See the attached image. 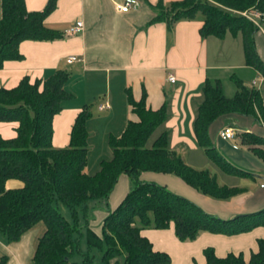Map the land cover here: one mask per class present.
Returning a JSON list of instances; mask_svg holds the SVG:
<instances>
[{
    "label": "trees",
    "instance_id": "trees-1",
    "mask_svg": "<svg viewBox=\"0 0 264 264\" xmlns=\"http://www.w3.org/2000/svg\"><path fill=\"white\" fill-rule=\"evenodd\" d=\"M54 6L55 0H47L41 10L27 11L23 0H0V67L4 60L21 58L17 45L22 40L61 38L59 31L43 23ZM249 9L261 14L263 25L264 0H180L167 5L160 1L153 6L150 23L164 21L171 30L177 21L202 14L200 34L222 38L227 31L234 36L239 32L246 65L264 77V63L254 42L259 27L241 14ZM68 77V71L58 69L42 80L30 82L22 77L12 88L0 87V121L17 123L12 138L0 137V238L4 243L17 241L24 231L42 222L45 228L35 242L31 264H95V250L100 252L102 264H119L121 255L122 264H168L170 256L153 250L149 239L140 234L141 229L173 225L179 240L190 241L202 231L233 235L264 226V208L223 219L162 185L139 179L143 172L168 173L213 198L227 199L237 193L236 188L220 186L207 169L197 170L186 164L169 147V131L163 127L167 102L153 110L146 107L144 95L135 101L129 90H125V97L136 119L127 120L118 135L108 134L110 158L100 159L98 169L86 174L85 123L91 117L88 105L77 113L68 145L54 148L50 144L52 116L60 110V102L70 96L63 88ZM233 81L237 89L228 97L219 80L206 78L193 131L212 163L227 174L241 175L248 172L224 158L214 146L210 130L228 116L250 117L264 125V103L259 89L244 85L237 77ZM240 137L242 144L264 160V136L243 131ZM122 174L133 186L113 209L106 211L97 234L89 227L93 210L99 202L105 204ZM7 179L19 180L21 186L5 188ZM62 209H66L67 218ZM80 217L84 222L81 226ZM82 238L84 250L80 248ZM257 244V251L248 260L233 253L218 257L212 247H206L204 264H264V239H258ZM76 254L79 261L74 259ZM5 261V256H0V264Z\"/></svg>",
    "mask_w": 264,
    "mask_h": 264
},
{
    "label": "crops",
    "instance_id": "crops-1",
    "mask_svg": "<svg viewBox=\"0 0 264 264\" xmlns=\"http://www.w3.org/2000/svg\"><path fill=\"white\" fill-rule=\"evenodd\" d=\"M46 1L23 0L27 11L41 10ZM160 1L167 5L180 0H138V6L126 12L115 9V4L122 0H55L54 9L43 23L59 31L61 38L20 41L17 51L21 58L4 60L1 64L0 87L12 88L22 77L30 82L42 80L58 69L69 72L63 88L70 96L60 102V110L51 119L50 144L54 148L68 145L71 125L85 105L91 113L85 123L88 142L95 137L96 127L101 128L98 138L106 140L108 134L118 135L127 120L136 119L130 112L125 90L130 91L135 101L144 95L146 107L153 110L167 102V120L163 127L169 131V147L186 164L197 170L207 169L220 186L236 188L237 193L227 199L213 198L168 173L143 172L139 179L162 185L223 219L258 211L264 208V160L250 146L242 144L240 133L255 132L264 136V125L245 116L224 117L212 125L210 134L216 149L234 166L248 172L234 175L223 172L208 159L196 141L193 121L203 99L206 78L219 80L224 94L230 97L237 89L233 77L251 87L249 83L255 81L256 74L262 75L246 65L241 37L232 36L229 31L222 38L200 34L202 14L177 21L171 30L164 21L150 23L153 6ZM77 20L82 22L81 31L68 34L69 26ZM254 42L264 63V24L254 34ZM68 56H75L76 60L66 63ZM169 74L175 77L174 83L168 82ZM100 104L107 107L98 110ZM99 113L102 116H97ZM16 125L15 121H0V137L12 138ZM226 126L236 129V148L219 136V131ZM159 131L160 128L155 134ZM4 185L18 188L21 182L7 179ZM129 186V177L120 175L105 204L93 210L94 219L89 220V227L95 233L100 234L106 211L119 203ZM44 228L42 222H37L17 241L4 243L0 238V256L6 258L4 264H31L35 242ZM140 234L149 239L153 250L170 256L168 264H204L206 247H212L218 257L233 253L248 260L258 249V239H264V226L233 235L202 231L190 241L179 240L173 225L166 229L143 228Z\"/></svg>",
    "mask_w": 264,
    "mask_h": 264
},
{
    "label": "rangeland",
    "instance_id": "rangeland-1",
    "mask_svg": "<svg viewBox=\"0 0 264 264\" xmlns=\"http://www.w3.org/2000/svg\"><path fill=\"white\" fill-rule=\"evenodd\" d=\"M233 36V35H232ZM237 38L240 39V33L238 32L237 33ZM254 80L256 81V83L258 82V84L255 86V88L259 89L260 92H261V95L263 97V102H264V78L262 76H260L259 74H256ZM262 80V81H261ZM250 86L253 87V84L252 82L249 83ZM103 113H99V115L97 116H102ZM97 116H94V117H97ZM95 125V123H94ZM96 127V125H95ZM97 129L95 130L96 133H95V137L93 138H89L88 142H87V147L89 148L88 149V153H87V164H86V167L84 166V172L86 174H92L94 173L97 169H98V160L101 159V157L103 159H108L110 158L111 156V148L109 147L108 143H107V140H100L98 137H99V132L101 130V128L99 127H96ZM118 133V132H117ZM236 138V137H235ZM234 138V139H235ZM238 145V144H237ZM225 155V153H223ZM100 157V158H99ZM213 169V167H212ZM215 170V169H214ZM217 172V171H216ZM133 186V183L130 179V186L128 188V190ZM168 189V188H167ZM169 190V189H168ZM171 191V190H170ZM102 202H99V207L100 206H103V204H101ZM104 208V207H103ZM62 214L66 217L67 216V212H66V209H62ZM67 218V217H66ZM91 219H94V215L92 214ZM83 219L80 217L79 219V225H83ZM96 226L98 224H95ZM83 230V229H82ZM80 248L82 250L85 249V243H84V238H82L80 240ZM99 255H100V252L98 250H95L94 251V259H95V264H102L100 262V259H99ZM74 259L76 261H79L80 260V256L79 255H75L74 256ZM122 259H123V256L121 255L120 257L117 258L119 264H122Z\"/></svg>",
    "mask_w": 264,
    "mask_h": 264
},
{
    "label": "built area",
    "instance_id": "built-area-1",
    "mask_svg": "<svg viewBox=\"0 0 264 264\" xmlns=\"http://www.w3.org/2000/svg\"><path fill=\"white\" fill-rule=\"evenodd\" d=\"M138 6V0H122L120 3L115 4V9L119 12H126L127 10L134 9ZM242 15L246 16L248 19H250L252 22H254L259 28L262 26L260 23V16L261 14L253 11L251 9L245 10L241 12ZM82 29V22L80 20L75 21L73 24H71L67 30L68 34H75ZM76 60L75 56H68L65 58L66 63H71ZM168 82L174 83L175 77L172 74H169L167 77ZM252 84H256V81H253ZM107 107V104H100L98 105V110H101L103 108ZM219 136L227 141L231 142V145L236 148L237 144L235 142L236 137V129L234 126H226L222 128L219 131Z\"/></svg>",
    "mask_w": 264,
    "mask_h": 264
}]
</instances>
